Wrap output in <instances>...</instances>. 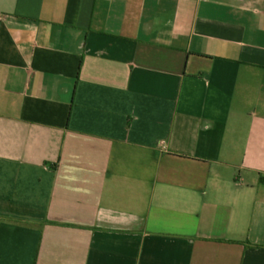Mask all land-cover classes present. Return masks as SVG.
Returning a JSON list of instances; mask_svg holds the SVG:
<instances>
[{"label": "crops", "instance_id": "0c3cea01", "mask_svg": "<svg viewBox=\"0 0 264 264\" xmlns=\"http://www.w3.org/2000/svg\"><path fill=\"white\" fill-rule=\"evenodd\" d=\"M0 16V264H264V0Z\"/></svg>", "mask_w": 264, "mask_h": 264}, {"label": "built area", "instance_id": "2783aa9c", "mask_svg": "<svg viewBox=\"0 0 264 264\" xmlns=\"http://www.w3.org/2000/svg\"><path fill=\"white\" fill-rule=\"evenodd\" d=\"M0 21H2V18H1V16H0Z\"/></svg>", "mask_w": 264, "mask_h": 264}]
</instances>
